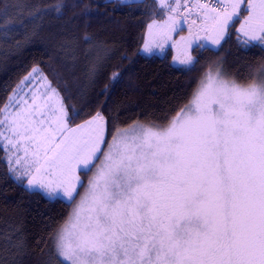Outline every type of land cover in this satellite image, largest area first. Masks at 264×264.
<instances>
[{"label":"snow or ice","instance_id":"6c2138e0","mask_svg":"<svg viewBox=\"0 0 264 264\" xmlns=\"http://www.w3.org/2000/svg\"><path fill=\"white\" fill-rule=\"evenodd\" d=\"M218 2L222 7L195 0L189 10L200 16L198 32L210 41L196 49L218 51L243 12L237 46L264 49V0H247L246 8L243 0ZM153 3L172 14L161 25L149 24L150 33L176 30L180 0ZM64 7L49 10L61 15ZM182 41L180 64L192 71L198 63L187 51L193 41ZM83 42L95 47L87 34ZM109 51L98 49L90 76ZM119 75L113 72L110 80ZM33 77L29 103L17 89ZM17 89L0 109V162L14 181L27 177V191L68 204L80 196L66 224L49 234L52 264H264V64L240 80L229 75L223 58L208 62L189 104L167 124L110 129L98 110L70 127L79 112L66 107L59 88L37 67ZM88 173L85 185L81 177Z\"/></svg>","mask_w":264,"mask_h":264},{"label":"trees","instance_id":"16d2710c","mask_svg":"<svg viewBox=\"0 0 264 264\" xmlns=\"http://www.w3.org/2000/svg\"><path fill=\"white\" fill-rule=\"evenodd\" d=\"M57 3L66 5L61 15L49 10ZM36 8L41 11L30 14ZM85 8L87 15L82 14ZM246 13L239 14L230 38L218 51L191 47L198 63L192 71H184L172 63L170 48L162 54L140 51L148 24L164 17L153 0L140 4L135 0L123 4L119 0H0V109L37 67L59 88L66 107L74 106L79 112L70 125L83 123L98 110L108 118L110 129L114 124H167L192 98L208 62L223 58L229 75L240 80L249 68L264 64L261 47L237 46L236 24ZM85 34L95 47L83 42ZM104 48L109 54L90 76L98 49ZM113 72L120 73L116 81L110 80ZM25 184V178L22 183L14 181L7 165L0 162V264H52L49 234L63 225L76 201L49 200L40 191H27Z\"/></svg>","mask_w":264,"mask_h":264},{"label":"rangeland","instance_id":"374dc122","mask_svg":"<svg viewBox=\"0 0 264 264\" xmlns=\"http://www.w3.org/2000/svg\"><path fill=\"white\" fill-rule=\"evenodd\" d=\"M213 1L216 2V3H218V4H220L218 2V0H213ZM171 3L174 6L175 5V0H171ZM243 6L245 8L247 7V0H243ZM162 10L164 12L163 19H161V20H154V21L150 22L149 24L155 22L156 24L161 25V24H163L168 19V16L170 14H172L170 12V9H162ZM174 15H177V18L179 20V24L181 25V21L185 19V16L183 14V8L181 6V2H180L179 13L178 14H174ZM246 15H247V13H246ZM242 21L243 20L239 21L236 24V29H235L236 34H237V29L240 27V24H241ZM199 24H200V19H199L198 22H196V26H193V24L190 26L191 29H192L191 34H190V31H189L190 28H188L184 34H180V33H177L176 34V31L179 28V27H177L176 30L171 31V32L167 33L166 35L160 29H153L151 31V33H150L149 28L147 26V29H146V32H145L144 41H143V44L141 46V50L140 51L142 53L146 54V55H148V54H162V53H164L167 50V48H170L172 50V53H173V55H172V63L175 66L184 67V65H181L180 64V60L184 58V53H185V49H186V45L182 41V38H190V39H192V41H193L192 47L195 46V45H197V44H199V43H207V44H210V41H207V40L204 39L205 33L198 32L197 26ZM239 35H240V39L241 40L246 39L242 34H239ZM253 43H255V42H253ZM145 45H147L148 47L151 48V52L150 53H146L144 51ZM190 50H191V48H188L187 49V51L189 52V54H191L190 53ZM37 79H38V77H33L32 81L29 82L26 87H23V91H19V89H17V87L15 88L19 92V95H25V94H27V96L29 97V103H31V99H30L31 89L34 87L35 81ZM21 81H20V83H21ZM20 83H19V85H20ZM12 95H13V92L10 95V97ZM189 102L186 105H188ZM7 103H9V99H8ZM2 108H4V106ZM175 117H173V118H175ZM173 118H171V119H173ZM133 124H131L130 126H132ZM136 124H141V125H145V126L149 125V124H144V123H136ZM75 126L76 125H70V127H75ZM130 126H128V127H130ZM93 171H95V169ZM15 173H17L19 175V171L15 172ZM92 175H93V173H89L87 179L84 180L85 185H87L88 179ZM24 178L26 179V184L25 185H27V177H24ZM81 179L83 180L84 178L81 177ZM83 193H84V188H83V191H82V193L80 195L82 196ZM79 200H80V196L77 197V200L73 204L71 210L76 206V204L79 202ZM71 210H70V212H71ZM67 220H68V218L65 220V222L63 223V225L66 224V221Z\"/></svg>","mask_w":264,"mask_h":264},{"label":"crops","instance_id":"0c3cea01","mask_svg":"<svg viewBox=\"0 0 264 264\" xmlns=\"http://www.w3.org/2000/svg\"><path fill=\"white\" fill-rule=\"evenodd\" d=\"M181 6L183 8V14L185 19L181 21V25L179 26L177 33L184 34L188 28L192 25L193 21L198 22L200 16L195 11H189L192 9L195 0H180Z\"/></svg>","mask_w":264,"mask_h":264},{"label":"built area","instance_id":"2783aa9c","mask_svg":"<svg viewBox=\"0 0 264 264\" xmlns=\"http://www.w3.org/2000/svg\"><path fill=\"white\" fill-rule=\"evenodd\" d=\"M200 3H211L214 7H222L220 4L214 2L213 0H200Z\"/></svg>","mask_w":264,"mask_h":264}]
</instances>
